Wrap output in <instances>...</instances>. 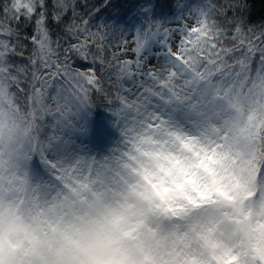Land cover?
<instances>
[{"label": "snow or ice", "instance_id": "obj_1", "mask_svg": "<svg viewBox=\"0 0 264 264\" xmlns=\"http://www.w3.org/2000/svg\"><path fill=\"white\" fill-rule=\"evenodd\" d=\"M6 92L31 126L16 154L0 130V264H157L126 256L136 200L177 236L228 210L239 244L214 219L208 264H249L253 239L264 264V0H0ZM42 227L60 243L37 255Z\"/></svg>", "mask_w": 264, "mask_h": 264}, {"label": "rangeland", "instance_id": "obj_2", "mask_svg": "<svg viewBox=\"0 0 264 264\" xmlns=\"http://www.w3.org/2000/svg\"><path fill=\"white\" fill-rule=\"evenodd\" d=\"M3 104L6 107L0 106V130L4 133L5 147L8 148L9 132L13 133L11 136V147L13 154L18 151L22 152L26 147L28 135L25 133V129L21 128V125L16 121V117L12 116V111L9 108L10 100L8 95L5 94L3 97ZM242 193V192H241ZM244 206H248L252 203L250 201H241ZM135 208V219L132 221L133 231L135 233L129 241L126 243V256L129 260L135 262L138 257L143 253H147L150 258L157 261V264H175L177 260L184 258L189 260H200L201 264L206 260H209L207 254H211L212 249L209 245L205 246V250L199 251L197 256H193L187 248V242L184 241L182 236H177L174 230H157L154 225H158V218L147 212L144 208L142 201L136 200L134 204ZM224 214V215H223ZM229 217L231 220L230 212H225L220 215L219 218L211 217V220H216V224H220L225 217ZM207 221L208 218L204 217ZM149 220V221H148ZM212 224L211 221H208ZM195 225V222L193 223ZM41 232H47V235H42L39 244L32 246V251L37 255L48 254L51 252L53 247L59 245V241L52 237L51 233L48 232L47 227H42ZM13 239L20 242L23 246H29V237L25 234L24 229L21 227L17 231L13 232ZM199 239V236H196ZM255 239L252 240L251 245H247L246 241L244 247L247 246L250 252V261H252V253L250 249L255 245ZM218 244H221L219 242ZM80 251H83L82 249ZM95 251V250H94ZM46 264H70V261L64 258H57L51 256Z\"/></svg>", "mask_w": 264, "mask_h": 264}, {"label": "trees", "instance_id": "obj_3", "mask_svg": "<svg viewBox=\"0 0 264 264\" xmlns=\"http://www.w3.org/2000/svg\"><path fill=\"white\" fill-rule=\"evenodd\" d=\"M94 3H98V0H93ZM122 14H123V10ZM261 13V8L259 5L256 7V23H259V17ZM8 98L10 100L9 108L12 111V116L14 118L16 117V121L21 125V128L25 129V133L29 136V128L31 126V121L28 117L27 112L25 111V105L27 103L26 99L24 97H16L14 93H7ZM252 139L255 140V145L253 147V152L257 156V159H264V125H259L252 130ZM258 166V165H257ZM240 175H243V173H240ZM239 196H243V193H237ZM252 200L251 197L245 198V201H250ZM243 201V199H242ZM226 210L225 212H227ZM224 212V213H225ZM229 212V211H228ZM221 215V214H220ZM224 215V214H223ZM204 217L208 218V221L213 222L211 220V217H215V214H208L207 216H201L199 218H196L193 220L192 223L195 222V225H199L200 229L197 230L196 234L193 235L192 233H189L187 235H181L183 240L187 242V248L190 252L195 253L193 256H197L199 251L205 250V246L208 245L207 241L201 237L200 235V230H206L207 227L211 224L208 222ZM220 217V216H219ZM229 217H225L223 221L218 224V227L216 228L215 232L212 233L209 236V239L213 243H219L226 245L227 243H232V244H239V240L237 239V229L233 225L232 221L228 219ZM149 221V220H148ZM196 236H199V239H196ZM243 254L247 256L249 264H253L250 261V252L247 246L243 247L242 249ZM212 254V251H211ZM207 257L210 258L211 255L207 254ZM202 264H208V260H206Z\"/></svg>", "mask_w": 264, "mask_h": 264}, {"label": "water", "instance_id": "obj_4", "mask_svg": "<svg viewBox=\"0 0 264 264\" xmlns=\"http://www.w3.org/2000/svg\"><path fill=\"white\" fill-rule=\"evenodd\" d=\"M247 245H251L252 244V240L251 241H246Z\"/></svg>", "mask_w": 264, "mask_h": 264}]
</instances>
